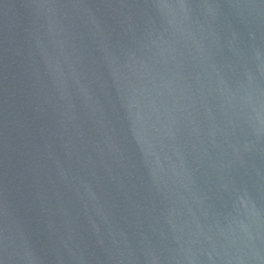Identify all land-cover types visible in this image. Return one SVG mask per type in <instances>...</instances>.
Masks as SVG:
<instances>
[{"label":"water","instance_id":"water-1","mask_svg":"<svg viewBox=\"0 0 264 264\" xmlns=\"http://www.w3.org/2000/svg\"><path fill=\"white\" fill-rule=\"evenodd\" d=\"M0 264H264V0H0Z\"/></svg>","mask_w":264,"mask_h":264}]
</instances>
